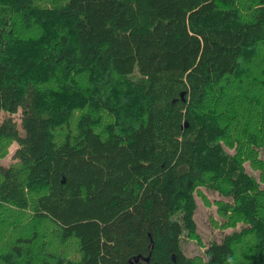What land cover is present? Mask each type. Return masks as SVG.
<instances>
[{"label":"trees","instance_id":"16d2710c","mask_svg":"<svg viewBox=\"0 0 264 264\" xmlns=\"http://www.w3.org/2000/svg\"><path fill=\"white\" fill-rule=\"evenodd\" d=\"M12 144L0 264H264V0H0Z\"/></svg>","mask_w":264,"mask_h":264},{"label":"rangeland","instance_id":"374dc122","mask_svg":"<svg viewBox=\"0 0 264 264\" xmlns=\"http://www.w3.org/2000/svg\"><path fill=\"white\" fill-rule=\"evenodd\" d=\"M15 145L12 144L9 148V154L4 157L3 159H0V163L7 165L8 162L11 160V154L14 150ZM209 195V194H208ZM197 211L195 214V218L197 221V229L199 233L201 234L202 241L205 242L208 238L211 237H218L220 232L216 229H213L207 220V215L209 212H213V207L208 209L209 207H205L199 199H197ZM184 249L187 254H193V253H200L202 252V247L198 245L194 240H187L184 242Z\"/></svg>","mask_w":264,"mask_h":264},{"label":"water","instance_id":"95a60500","mask_svg":"<svg viewBox=\"0 0 264 264\" xmlns=\"http://www.w3.org/2000/svg\"><path fill=\"white\" fill-rule=\"evenodd\" d=\"M180 97L183 100V92L180 93ZM150 253L146 256H142L141 254L134 255L133 257L128 259V264H141L142 262L146 263L149 259Z\"/></svg>","mask_w":264,"mask_h":264}]
</instances>
